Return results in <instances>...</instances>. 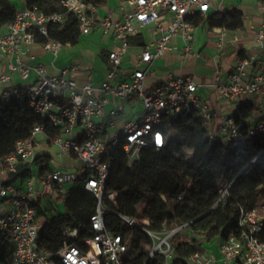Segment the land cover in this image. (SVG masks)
<instances>
[{
    "label": "built area",
    "instance_id": "1",
    "mask_svg": "<svg viewBox=\"0 0 264 264\" xmlns=\"http://www.w3.org/2000/svg\"><path fill=\"white\" fill-rule=\"evenodd\" d=\"M125 1L131 9L120 20L100 16L99 6L85 0H62L59 9L53 12L25 4L16 9L14 20L0 34V58L7 60L6 72L0 74V104L26 98L31 113L57 132L52 135L44 125L35 124L30 136L16 141L12 152L0 160V170L5 172L0 180V231L9 234L13 245L10 264H124L130 235L123 238L107 229L104 218L108 213L118 215L128 225L147 233L152 239L150 255L161 253L164 255L161 264H174V250L169 238L181 226L154 230L149 217L136 218L119 211L120 190L107 183L114 148L122 146L129 165L140 159L143 148H162L167 138L163 124L185 107L193 109L207 123V137L211 142L238 146L252 142L256 134L264 133V69L250 77L248 74L257 56L264 58V26L256 27L253 32L258 45L256 53L238 59L224 80L217 68L212 81L207 84L200 83L190 74L169 72L163 81L148 88L146 79L150 67L171 49L173 38L183 42L178 49L181 63L198 55L192 45L195 30L192 18L206 16L212 7L211 0ZM216 11L226 10L218 7ZM69 14L76 16L80 34H88L93 28L112 33L114 46L108 51L107 72L99 86H94L91 81L78 86L71 76L76 70L73 63L52 75L43 63H30L19 58L22 46L36 43L57 55L67 43L53 37V27L64 25ZM144 28L151 29L152 39L138 47L131 61L132 67L123 69L130 38ZM218 32L216 46L220 49L224 45L226 29L221 27ZM37 35L43 38L41 42L37 41ZM14 73L22 80L33 77V83L27 87L3 89ZM203 86L235 107L246 97H256L260 108L258 117H253L245 131L236 122L234 113L215 122L209 103L199 93ZM127 109L132 116H126ZM37 134H43L49 145L57 146L61 158L70 157L80 163L84 187L95 198L88 233L66 228L63 244L55 252L39 244L42 224L38 209L41 206L35 198L54 197L56 193L64 192L65 185L74 177L62 170L60 161L56 168L40 176L36 189L33 171L37 159ZM23 170H28L26 178L21 176ZM229 187V183L222 185L218 200L228 194ZM263 227L264 215L256 207L241 208L238 231L231 232L218 243L220 264H264V240L260 237ZM187 262L212 264L214 260L205 253L204 247L190 255Z\"/></svg>",
    "mask_w": 264,
    "mask_h": 264
},
{
    "label": "trees",
    "instance_id": "2",
    "mask_svg": "<svg viewBox=\"0 0 264 264\" xmlns=\"http://www.w3.org/2000/svg\"><path fill=\"white\" fill-rule=\"evenodd\" d=\"M61 1L25 0V4L53 12L59 9ZM85 1L97 6L107 3V0ZM15 12L16 7L10 0H0V28L14 20ZM192 22L206 29L223 27L228 31L242 26L241 13L236 9L196 15ZM79 36L74 14L68 15L64 25L53 27V37L63 43L74 44ZM36 38L38 42L43 40L38 35ZM256 110L254 100L238 105L233 115L243 131L250 125ZM38 123L52 135L57 133L49 123L31 113L26 98L0 104V160L12 152L16 141L28 138L32 127ZM163 129L167 132L165 145L159 149L143 148L140 159L131 165L122 146L115 147L107 183L120 190L121 213L136 218L149 217L154 230L181 226L170 236L169 243L174 250V264H189L187 258L202 251L206 244L224 240L231 232L238 231L241 208L252 209L259 201L264 203V133L238 146L211 142L207 137V123L190 107L165 122ZM41 159L42 156L36 159L39 176L49 170L48 163L42 164ZM21 176L26 178L28 170H23ZM226 183L230 184L228 194L218 200L220 189ZM60 200L63 212L52 203L38 209V216L45 218L39 244L50 252L62 246L66 228L88 233L89 217L95 210V198L85 189L83 175L74 179ZM104 219L107 229L123 238L130 235L124 264H161L164 255H150L152 239L147 233L128 225L114 213L106 214ZM260 237L264 240V227ZM12 251L9 234L0 231V264H10Z\"/></svg>",
    "mask_w": 264,
    "mask_h": 264
},
{
    "label": "crops",
    "instance_id": "3",
    "mask_svg": "<svg viewBox=\"0 0 264 264\" xmlns=\"http://www.w3.org/2000/svg\"><path fill=\"white\" fill-rule=\"evenodd\" d=\"M11 1V0H10ZM15 5L20 9L25 6V0H15ZM212 7L209 12L216 11L218 7L223 10L236 9L241 13L242 26L234 31L226 30L224 35V45L218 49L216 46L217 38L219 36L218 29L221 27H214L206 29L202 25L195 26L194 39L192 45L197 51L196 57H189L182 63L180 62L178 49L182 47L183 42L179 38H173L170 42L171 49L161 58L155 60L150 67L149 74L146 79V86L152 87L156 83L163 81L169 72L190 74L196 78L200 83L207 84L212 81L213 72L215 68L218 69L220 78L225 79L226 75L233 69L235 62L238 59L255 54L258 45L253 38L254 29L258 26H264V0H211ZM131 9V6L125 0H107V3L99 6L100 16H110L113 20L122 19L123 15ZM5 27L0 28V34L5 31ZM153 37L150 28H144L139 34L130 38V47L126 56L123 59L122 68L130 69L132 67V60L134 54L139 50V46L144 42L151 40ZM141 41V42H136ZM114 46V39L111 32L105 33L100 28H93L88 34H80L76 43H67L57 53L46 51L41 44L36 43L29 47L22 46L19 58L27 62H41L45 65L48 73L52 75L58 74L68 64L73 63L76 70L71 73V76L76 80L78 86H82L87 81H91L94 86H99L106 75L108 68L107 55L108 51ZM32 56L34 58H32ZM7 69V60L0 58V74L5 73ZM264 69V58L257 56V59L248 69L249 77ZM34 78L30 77L27 80H22L18 73L11 75V80L4 85V88L13 86L27 87L33 83ZM2 90H0L1 94ZM200 95L209 103L211 111L214 112L215 122L220 121L224 117V113H234L238 107L222 101L210 90L209 87L203 86L199 89ZM251 96L241 100H252ZM240 102V103H241ZM254 102L257 104V110L254 117L259 115V105L256 99ZM139 106V103L137 104ZM107 109V108H106ZM128 110V109H127ZM126 116H132L130 110ZM98 121L99 119L96 118ZM121 122H118V126ZM79 132V128L76 129ZM111 134V132L109 133ZM109 135H107V138ZM36 139L38 146L36 149V156H42V164L47 162L49 170L56 168L62 162V170L66 173L73 175L74 179L82 175V168L79 162L70 157H60L58 155V147L49 145L45 141L43 134H37ZM46 160V161H44ZM37 169H34V184L36 189L39 187L38 164ZM73 168L75 172L71 173L69 168ZM48 171V170H47ZM46 171V172H47ZM45 172V173H46ZM5 172L0 170V180L3 179ZM70 188L69 184L65 185L64 192H58L54 197L37 196L35 198L39 206L46 208L50 203L54 204L58 211L63 212L59 208V203ZM263 206L264 203L262 202ZM259 210V209H258ZM264 215V212H260ZM39 220L43 226L45 218L43 215L39 216ZM218 243L217 240H212L205 246V253L211 256L214 260L212 264H220L218 259Z\"/></svg>",
    "mask_w": 264,
    "mask_h": 264
},
{
    "label": "rangeland",
    "instance_id": "4",
    "mask_svg": "<svg viewBox=\"0 0 264 264\" xmlns=\"http://www.w3.org/2000/svg\"><path fill=\"white\" fill-rule=\"evenodd\" d=\"M11 1H12L15 5H17L16 2H15V0H11ZM250 99H252V100H255V99H256V101H257V98H256V97H253V98H250ZM225 115H227L226 112L224 113V116H225ZM35 168L37 169L36 166H35ZM72 169H73V168L70 167L68 171H70L71 173L75 172V170H72ZM73 183H74V180H73V181H70L68 184H69L70 186H72ZM59 208H60L61 210H63V203H62V201L59 203ZM139 208H142V207L139 206ZM256 208L259 209V212H264V206H263V204H262V201H259V202H258V205L256 206Z\"/></svg>",
    "mask_w": 264,
    "mask_h": 264
}]
</instances>
